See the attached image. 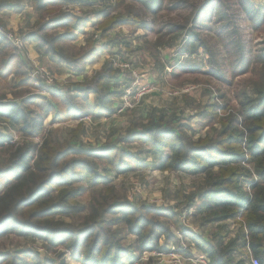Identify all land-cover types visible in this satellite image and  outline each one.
Wrapping results in <instances>:
<instances>
[{
	"label": "trees",
	"instance_id": "obj_1",
	"mask_svg": "<svg viewBox=\"0 0 264 264\" xmlns=\"http://www.w3.org/2000/svg\"><path fill=\"white\" fill-rule=\"evenodd\" d=\"M28 1L38 18L25 39L39 41L45 52L71 71H83L85 64L97 55L92 35L73 53H68L60 41L73 39L91 19L83 18L70 7L92 3ZM140 1L149 8L159 2ZM235 1L252 27L258 29L264 16L262 7H255L250 0ZM90 14L95 16L94 25L100 38L125 25L147 28L136 11L124 15L104 6L91 10ZM183 31L187 40L181 51L192 55L203 47L209 54L210 73L222 78L213 50L192 24L170 26L165 33L158 34L153 46L164 42L165 36ZM233 43L226 45L229 52L235 48L237 56L232 58V74L246 73L250 63L246 62L243 45L239 40ZM257 63L262 68L252 82V94L242 89L234 105L226 98L222 106L208 104L199 113L209 127L202 136L194 139L182 113L167 106H155L144 109L141 123H129L124 132L113 130L114 136L105 144L85 145L76 134L77 127L69 130L74 132L72 137L61 139L51 127L45 126L44 120L48 115L50 124L89 115L94 119L110 117L115 113L111 103L117 95L111 84L119 76L118 69L106 60L89 79L73 84L85 86L84 89L71 86L63 92L45 86L48 95H40L30 90L35 86L23 70L24 61L0 35V82L4 84L8 77H13V84L9 85L13 98L6 99V94H0V123L6 124H0V236L37 240L45 250L43 255L29 247L0 251V264H62L52 255L58 248L80 264H122V259L135 260L136 252L163 250L167 242L179 244L173 230L182 232L184 238L206 253L210 264H248L250 257L264 264V54ZM195 72V66L178 65L170 82L179 86L187 80L181 78L183 74ZM81 125L77 126L85 133ZM11 130L21 137H40L41 141L39 144L10 141ZM119 143L122 146L139 144L147 153L158 154L154 170L200 177L202 183L190 193L179 190L178 202H181L175 206H194L193 216L201 225L217 224L216 233L208 240L201 239L184 229L180 221V212L184 209L178 211L173 205L145 201L133 204L117 195L107 172L116 176L146 169L138 154L118 146ZM76 169L86 173L84 185L91 190L86 207L77 199L84 186L74 185L79 178ZM225 220L237 226L232 238L228 227L222 224ZM117 225L133 236L131 242L125 243L117 236L112 228ZM161 237L165 240L163 245L159 244ZM237 252L245 257L235 260Z\"/></svg>",
	"mask_w": 264,
	"mask_h": 264
},
{
	"label": "rangeland",
	"instance_id": "obj_2",
	"mask_svg": "<svg viewBox=\"0 0 264 264\" xmlns=\"http://www.w3.org/2000/svg\"><path fill=\"white\" fill-rule=\"evenodd\" d=\"M86 1L91 2V6L74 4L72 10L82 15L83 18H91L85 27L90 28L89 34L92 31L93 33L98 32L94 25L95 16L90 14V11L104 6H110L114 13H122L124 15L131 11H136L147 24L146 29H134L126 25L117 28L119 38L114 43H109V47H114V45L118 44L117 48H115L116 52L109 55L108 59H106L107 61H111L113 68L118 69L121 73L116 79L117 82L111 84L114 91L117 92L114 98V101H117L115 105L119 106L122 103L123 97L131 105L136 102L138 103L133 108L122 112L116 111L110 117L96 119L89 115L83 120L77 118L69 119L64 123L50 124L51 116L48 115L44 120V124L46 127H51L58 138L68 139L72 137L74 132L69 130L77 127L76 134L81 137L85 145H94L96 143L102 145L114 136L112 135L113 130L119 129L121 132H124L129 127V123L135 121L141 123L145 108L167 106L171 110L182 113L181 115L186 118L183 120L187 123L189 132L194 134L195 139L197 136H202L209 131L206 119L204 120L199 116V113L204 110L206 105L218 103L222 106L226 98L234 105L236 103V95L242 89H246L248 93L252 94V82L259 75L262 68V65L257 63V61L264 54V16L259 28L254 29L252 22L246 19L235 0H158L157 5L154 4L151 8L140 0ZM253 3L258 7H262L264 15V0H253ZM196 15V20L193 22ZM185 22L187 27H190L191 24L194 25L206 45L213 50L218 67H220L223 73L222 78H217L210 73V67L207 62L209 54L203 47H199L197 53L192 55L181 51V47L187 40L185 31L177 35L169 34L164 37V42L160 43L157 47L153 46L159 33L161 35L170 26L175 24L183 25ZM10 29L15 30L13 28ZM18 30L15 31L24 33L23 30ZM81 34H83L82 31L78 32L77 35L75 34L76 38L60 41L68 53L79 50L82 45L80 41ZM83 37L81 39L84 41L86 37ZM237 40L243 45L246 62L250 63V69L246 73L233 75L234 61L232 58H236L237 56H235V48L229 52L226 45L234 44L233 42ZM27 46L26 41L25 48L20 56L25 63L23 68L25 74L29 75L30 70L35 68V64L42 66L53 77L54 87L63 92L67 91L71 86L73 88V84L82 83L86 79H89L94 71L97 70L95 67L98 66V63L94 62L101 58L97 55V59L86 63L84 68L86 70L88 67L90 72H83L78 77L75 75L69 76L67 73L70 69L65 64H61L57 59L54 60L55 63L50 62L48 58H40V61L36 57L32 58ZM114 62H116L115 66ZM121 64H127V66H120ZM181 64L185 67H189L190 65L195 66L197 72L183 74L181 78H187L186 82L176 86L171 84L170 80L175 68ZM32 82L34 83L33 80ZM6 83H8V87ZM6 83L0 82V94H6V99H12L13 96L9 91L11 89L9 85L12 86L13 84L12 75L7 78ZM140 87H145L148 91L137 101V89ZM125 89H129L130 93L128 95L122 94ZM30 90L37 94L40 93L39 89L34 87H31ZM112 108L116 110L117 107L113 106ZM181 110L183 112H180ZM190 115L191 117H189ZM80 123L84 125L86 129L85 133H82V127L78 128L77 125ZM105 123H108V125H105ZM11 133L14 136L13 142L22 143L26 141L39 144L41 141L40 137H21L13 130ZM118 146L132 151L134 155L138 154L143 159L144 165H146L145 170L135 169L116 176L111 172L106 173L111 177L117 195L125 197L126 200L133 204L145 201L147 203H155L156 205L175 206L181 202H178L179 190H184V193H190L197 185L202 183L200 177L192 178L187 175L154 170L153 167L159 159L158 154L153 152L147 153V150H142L143 148L139 144L122 146L119 143ZM75 172L76 177L79 178L74 182V185L84 186L83 191L77 199L86 207L91 198V190L84 185L86 173L81 169H76ZM175 207L178 208V211L192 208L190 205ZM65 220L71 221L70 218H65ZM180 221L182 222L181 218ZM186 224L188 225V230L201 234L206 238L207 235L210 237L217 231L216 227L211 224L202 227L200 221L194 216L187 220ZM112 228L116 230L117 236L123 242L129 243L132 241L133 236L126 234L121 225L113 226ZM173 231L175 234L176 230ZM182 240L186 243V250L190 249L192 251L195 246L192 243H188L184 237ZM164 243L165 240L161 237L159 244L163 245ZM169 243L167 242L166 245ZM26 247L32 248L36 252L39 250L44 251V246L40 241L14 235L0 236V251L13 252L14 250ZM139 254L136 252L133 255L136 257ZM52 255H54L56 261L62 264H80L72 259L68 253L63 254V249L61 250V248H58L57 252ZM192 255L197 257L206 254L201 252L198 254L193 253ZM234 256L235 260H237V257L241 259L245 257L239 252L235 253ZM127 262L129 261L122 259V264H128ZM145 263L157 264L153 258H150L148 262L142 263L140 261L137 264ZM197 264L202 263L197 261Z\"/></svg>",
	"mask_w": 264,
	"mask_h": 264
},
{
	"label": "built area",
	"instance_id": "obj_3",
	"mask_svg": "<svg viewBox=\"0 0 264 264\" xmlns=\"http://www.w3.org/2000/svg\"><path fill=\"white\" fill-rule=\"evenodd\" d=\"M0 35L4 37L7 41H9L13 48L14 51L18 55H22L21 52L25 48L26 44V39H25V34L22 32H17L15 30H12L8 28L5 24L0 23ZM93 39L95 40V43L100 41V33L99 32H94L93 33ZM116 62H114L115 66ZM120 66L126 67L127 64H121ZM33 68V66H32ZM124 69V68H123ZM121 73L119 72V75ZM30 78L34 81V86L35 88L39 89L40 95H47L48 92L45 88V86H50L54 87V80L51 75H49L42 66H38L35 64V68L33 70H30L29 72ZM138 91V97H136L137 101L139 100L140 97H142L148 90L145 87H140L137 89ZM130 93L129 89H125L122 94L128 95ZM141 99V98H140ZM128 100L123 97L122 103L119 104V106L116 108L117 112H122L124 110L133 108L138 102L135 104H130V102H127ZM87 118V116L80 118V120H83ZM1 125H6L5 123H0ZM12 131V130H11ZM12 139L10 141L14 140V136L12 135ZM37 138V137H36ZM191 208L190 209H184L180 212L182 224L184 226V229L187 231V233H191L194 236L197 235L196 232H192L188 230V225L186 224L187 222V215L190 214ZM176 237L179 239V244L175 245L172 242H170L168 245L163 250H152V251H144L137 255L135 257V260L132 262H127L128 264H137L140 261L142 263L148 262L150 258H153L157 264H197V261L202 263V264H208L206 260L205 255H200L195 257V255L188 254V250L186 247V243L182 240L183 238V233L180 231H176L175 233ZM188 243H191L190 239H185ZM193 244V243H192ZM38 251V250H37ZM40 255H43L45 253V250L38 251ZM248 264H261L260 260L257 259L256 257H250V259L247 262ZM146 264V263H145Z\"/></svg>",
	"mask_w": 264,
	"mask_h": 264
},
{
	"label": "crops",
	"instance_id": "obj_4",
	"mask_svg": "<svg viewBox=\"0 0 264 264\" xmlns=\"http://www.w3.org/2000/svg\"><path fill=\"white\" fill-rule=\"evenodd\" d=\"M250 1L253 3V0H250ZM73 6H71L70 8L72 9ZM255 7H258V6L255 5ZM73 12L76 13V11H73ZM37 18H38V14H37V12L35 10L32 9V7L30 6V3H29L28 0H0V21L3 22V24H5L7 27L13 28L15 30L19 29L20 31L23 30L24 34L27 36L32 31V29H34V23H35ZM89 29L90 28H84L83 30H81L83 32V34L80 35V41H81L82 45H84V41L81 38L83 36L88 37V36H91V34H93V31L89 34V31H90ZM91 29H92V27H91ZM118 32H119L118 29L111 31L110 33L107 34V36L101 38V41L96 42L95 46H93L95 48L96 52H97V55L99 57H101L99 60L94 62V63H98V66L95 67L96 69H99L102 66L104 61H106V59H108L109 55H111L112 53L116 52L115 48H117L118 44L114 45V47H109L110 46L109 43L110 44L114 43V41H116V39L119 38L118 35H117V34H119ZM75 34L77 35L78 32H76ZM76 35H75L74 38L77 37ZM26 41H27V44H28V46H27L28 47V52H29V54H30V56L32 58L36 57V58H38L39 61H40V58H48L50 60V62H55L54 60L56 58L50 56L47 52H45L43 50V46L39 43V41H37L35 39H30V40L26 39ZM82 41H83V43H82ZM100 43H102V44H100ZM112 51H114V52H112ZM96 56H95V58L92 61L97 59ZM92 61H89V62H92ZM60 63L64 64L63 62H60ZM83 72L88 73V72H90V70L88 69V67L86 68V70L84 68V70L81 71V72L69 70L67 75H69V76H74L75 75L76 77H78ZM113 82L116 83L117 81L114 80ZM116 102L117 101H113L111 103V106L112 107L113 106L118 107V106L115 105ZM191 211L192 212L187 215V219L188 220L191 219V217H193L194 206H192ZM222 224L226 225L228 227L229 238L234 237V235L236 233L237 226H235L234 223L232 221H230V220H225V221L222 222ZM206 225H201V226L203 227V226H206ZM213 226L216 227L217 224H213ZM216 229H217V227H216ZM196 236H198L201 239H206V240H208L210 238L207 235V238H208L207 239L205 236H202L201 234H198V233H197ZM185 239H189V238L185 237ZM194 249L197 250V251H195ZM192 251H193V253H197V254L202 252L201 250H199L196 247H193ZM192 251H190V249H189L188 250V254H193ZM204 254H206V253H204ZM205 256H206L205 258H206L207 262L210 264V259H209L208 255L206 254ZM237 258H239V257H237Z\"/></svg>",
	"mask_w": 264,
	"mask_h": 264
},
{
	"label": "water",
	"instance_id": "obj_5",
	"mask_svg": "<svg viewBox=\"0 0 264 264\" xmlns=\"http://www.w3.org/2000/svg\"><path fill=\"white\" fill-rule=\"evenodd\" d=\"M75 88H78V89H84L85 86H73V89H75Z\"/></svg>",
	"mask_w": 264,
	"mask_h": 264
}]
</instances>
